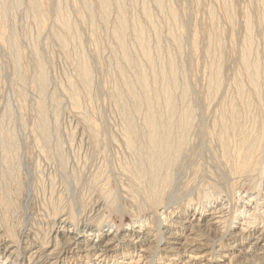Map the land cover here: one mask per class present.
Masks as SVG:
<instances>
[{
  "label": "rangeland",
  "instance_id": "obj_1",
  "mask_svg": "<svg viewBox=\"0 0 264 264\" xmlns=\"http://www.w3.org/2000/svg\"><path fill=\"white\" fill-rule=\"evenodd\" d=\"M84 1L0 0V264H264V0Z\"/></svg>",
  "mask_w": 264,
  "mask_h": 264
},
{
  "label": "bare ground",
  "instance_id": "obj_2",
  "mask_svg": "<svg viewBox=\"0 0 264 264\" xmlns=\"http://www.w3.org/2000/svg\"><path fill=\"white\" fill-rule=\"evenodd\" d=\"M84 1V0H83ZM101 4L100 5H102V12L103 13H106L107 12V10L109 9V6H111L110 5V2L108 1V0H98ZM158 1V4L161 6V4H162V0L160 1V0H157ZM156 0H155V2H157ZM43 2V1H42ZM85 3H87V5H88V0L87 1H84ZM83 2V3H84ZM117 2H119V1H117ZM123 2V1H122ZM121 2V3H122ZM39 0H32V4L37 8V9H40V5H39ZM84 3V4H85ZM125 3V2H124ZM16 4V3H15ZM19 4V3H18ZM43 4V3H42ZM89 4H90V6H91V3H90V1H89ZM112 4V3H111ZM157 4V5H158ZM86 5V6H87ZM119 5V4H118ZM125 5V4H124ZM158 5V6H159ZM117 6V5H116ZM123 6V5H122ZM44 7V6H43ZM89 7V6H88ZM87 7V8H88ZM120 7V6H119ZM162 7V6H161ZM112 8V7H111ZM149 8V7H148ZM169 9V8H168ZM61 10V9H60ZM59 10V11H60ZM166 10V9H165ZM146 11V10H145ZM160 11V10H159ZM37 12V11H36ZM147 12H149V11H147ZM165 12V11H164ZM170 13H171V11H169ZM90 13V12H89ZM172 13H173V11H172ZM65 14V13H64ZM63 14V15H64ZM92 14V13H91ZM90 14V15H91ZM107 14V13H106ZM105 14V15H106ZM110 14V13H109ZM120 14V13H119ZM39 15H40V13H39ZM60 15H62L61 13H60ZM103 15V14H102ZM101 15V16H102ZM104 15V16H105ZM59 16V15H58ZM121 16V15H120ZM124 17V16H123ZM58 18H60V17H58ZM63 19H65V18H63ZM67 19V18H66ZM71 19V18H70ZM104 19V18H103ZM108 19V18H107ZM39 20V19H38ZM120 21H121V17H120V19H119ZM124 20V19H123ZM150 20V19H149ZM175 20V19H174ZM177 20V19H176ZM40 21V20H39ZM59 21H60V19H59ZM61 21H63L62 19H61ZM69 21V20H68ZM119 21V22H120ZM152 21V20H151ZM123 22V21H122ZM122 22H120V25H121V23ZM153 22V21H152ZM57 23H58V21H57ZM151 23V22H150ZM174 23H175V21H174ZM139 24V23H138ZM61 25V24H60ZM63 25H64V23H63ZM72 26V25H71ZM65 27H66V25H65ZM119 27V26H118ZM138 27V26H137ZM136 27V28H137ZM69 28V27H68ZM118 30V29H117ZM124 30H125V23H122V26H121V29L119 30V37H123V33H125L124 32ZM127 32V31H126ZM172 33V32H171ZM115 34H117V33H115ZM127 34V33H126ZM142 34V33H141ZM128 35V34H127ZM140 35V34H139ZM115 36V38H116V35H114ZM118 36V35H117ZM171 36H172V34H171ZM171 38H173V37H171ZM175 38H177V37H175ZM178 38H180V37H178ZM250 38V37H249ZM117 39H118V37H117ZM176 40V39H175ZM179 40V39H178ZM119 41H121V40H119ZM248 41H251L250 39L248 40ZM177 42V41H176ZM147 43V42H146ZM78 44V43H77ZM121 44V43H120ZM119 44V45H120ZM179 44H180V42H179ZM146 44H144V46H145ZM176 45H178V44H176ZM122 46V45H121ZM125 46V45H124ZM124 46H122V47H124ZM147 46V45H146ZM120 47V46H119ZM147 48V47H146ZM146 48H144L143 49V52H144V56H145V58H146V60L149 62V64L153 67L154 66V62L152 61V58H151V56H150V54H149V51H148V49H146ZM123 53V52H122ZM124 55V54H123ZM245 55V54H244ZM243 55V56H244ZM83 56V55H82ZM122 56V55H121ZM142 57H143V54H142ZM245 57V56H244ZM84 58V57H83ZM144 58V57H143ZM249 58V57H248ZM158 59V58H157ZM250 59V58H249ZM83 60V59H82ZM124 60L127 62V63H132V61L130 60V58L128 57V55L126 54L125 55V57H124ZM145 60V61H146ZM172 59H170V61H171ZM248 61V60H247ZM123 62V61H122ZM173 61H171V62H169V63H171V64H173L172 63ZM125 63V62H124ZM163 63H165V62H162V64ZM80 64H81V60H80ZM84 64V63H83ZM133 64V63H132ZM148 64V63H147ZM135 65V64H134ZM133 65V66H134ZM138 65V64H137ZM167 65H169L168 63H167ZM253 65V64H252ZM85 66H88V65H85ZM129 66H132V65H129ZM136 66V65H135ZM139 66V65H138ZM173 66V65H172ZM176 66V65H175ZM174 66V67H175ZM254 66V65H253ZM257 66V65H256ZM170 67L171 66H169V69H170ZM84 68V67H83ZM87 68V67H86ZM86 68H85V75H87V74H89L88 73V71L86 70ZM137 68V67H136ZM160 68V67H159ZM133 69V68H132ZM160 70H162V69H160ZM160 70H158V73H159V71ZM217 70V69H216ZM140 71V70H139ZM141 71H143V70H141ZM155 71H156V66H155ZM169 71V70H168ZM171 72L173 71V69L172 70H170ZM176 71V70H175ZM219 71V70H218ZM250 71V70H249ZM252 71V70H251ZM121 72L123 73V71H122V69H121ZM145 72V71H144ZM162 72H163V70H162ZM219 72H221V71H219ZM80 73H81V71H80ZM152 73V72H151ZM164 74H165V72H163ZM153 74H155V73H153ZM159 74H162L161 73V71H160V73ZM174 74V73H173ZM216 74V73H215ZM218 74V73H217ZM122 75V74H121ZM138 75V74H137ZM152 75V74H151ZM156 75H157V73H156ZM156 75H154V76H156ZM83 76V75H82ZM153 76V75H152ZM161 77H163L162 75H160ZM172 76V75H171ZM90 77V76H89ZM89 77H88V79H89ZM140 78H139V82H140V84L143 86V88H147L146 87V83H147V79H146V77L144 76V75H142V76H139ZM158 77V76H157ZM40 78V77H39ZM83 78H84V76H83ZM153 78V77H152ZM159 78V77H158ZM158 78H157V80H158ZM164 78V77H163ZM258 78V77H257ZM85 79H86V77H85ZM90 79H91V77H90ZM162 79V78H161ZM170 79H172L173 80V77H170ZM176 79H177V77H176ZM219 79V78H218ZM42 80V79H41ZM164 80V79H163ZM162 80V81H163ZM86 81V80H85ZM135 81H136V79H135ZM152 81H153V79H152ZM161 81V80H160ZM161 81V82H162ZM168 81V80H167ZM166 81V82H167ZM41 82V81H40ZM42 82H43V80H42ZM83 82V81H82ZM132 82V81H131ZM134 82V81H133ZM165 82V83H166ZM172 82V81H171ZM175 82H177V81H175ZM86 83V82H85ZM89 83V82H88ZM136 83V82H135ZM150 82L148 81V83L147 84H149ZM155 83V82H154ZM41 84V83H40ZM43 84V83H42ZM45 84V83H44ZM91 84V83H90ZM177 84V83H176ZM219 84V83H218ZM155 85H157V84H155ZM161 85H164V83L163 84H161ZM172 85H174V84H172ZM252 85H254L253 83H252ZM149 87V86H148ZM173 87H175V86H173ZM218 87V86H217ZM255 87V86H254ZM159 88V87H158ZM157 88V89H158ZM128 89V88H127ZM163 89V88H162ZM256 89V88H255ZM147 90V89H146ZM171 90V89H170ZM169 89H166V91L164 92V94H165V97L164 96H162V97H164V98H166V101H164V102H166V105H167V107H168V109H169V112H170V117L168 116L167 117V120H164L163 118H158V116L156 115V113H155V111H154V108H157L158 106H159V104H158V106H156L157 104L155 103L154 105L156 106H154V105H152V101H151V103L150 102H148L151 106H152V108H153V111H147V112H149L148 113V116L146 117V125H145V128H146V130H147V137H148V143L147 144H144L143 146V150L145 151V153L146 154H148L149 156H150V163H149V165H150V167H148L149 165L146 163V165H148L147 167H148V169H146V168H144V166L142 165L141 167V172H142V174H143V176L144 177H146L145 175H148V177H150L151 178V180H155L156 178H157V176H159L158 175V172H159V170H161L160 168L162 167V166H164L165 165V161H167V158L169 159V157L171 156L170 154H172V153H174L175 155H177V153H179V155H181L180 153H181V151H180V147L182 146V145H184L185 146V144H184V142H185V139L182 137V139H180L181 141H180V147L179 146H177L176 145V148L177 147H179L178 149H175V148H173L171 145H170V143L169 142H171V141H168V138H170V137H168L169 136V134L167 133V131H169V130H167L166 131V134L168 135H162V134H164L163 132H164V128L166 127L165 126V124H166V122L168 121V119L169 118H171V117H173V105H171L170 104V102H172L171 101V99H172V96H171V91H170ZM173 90H175V89H173ZM187 90V88L184 90V92H187L186 91ZM257 90V89H256ZM127 91V90H126ZM130 91V90H129ZM163 91V90H162ZM128 92V91H127ZM149 92H151V90L149 91ZM148 92V93H149ZM154 92H155V90H154ZM154 92H153V94H154ZM148 93H147V95H148ZM157 94H158V92H156ZM174 93V92H173ZM145 95H146V93H144ZM143 94V95H144ZM149 95H150V93H149ZM156 95V94H155ZM154 95V96H155ZM72 96V95H71ZM79 96V95H78ZM121 96H122V94H121ZM140 96V95H139ZM75 97V96H74ZM74 97H73V99H74ZM124 97V96H123ZM138 97V96H137ZM142 97V96H141ZM76 98V97H75ZM145 99L147 98V97H144ZM157 98V97H156ZM156 98H154V99H156ZM187 98V97H186ZM77 99H78V97H77ZM123 99V98H122ZM152 99V98H151ZM153 99V100H154ZM162 99V98H161ZM184 99V98H183ZM164 100V99H163ZM185 100V99H184ZM77 101V100H76ZM121 101V100H120ZM146 101V100H145ZM186 101V100H185ZM174 102V101H173ZM172 104H174L175 105V103H172ZM140 105V104H139ZM149 105V106H150ZM150 106V107H151ZM142 107H143V104H142ZM75 108H76V106H75ZM147 108V107H146ZM161 108V107H160ZM159 110V109H158ZM188 110H189V108H188ZM234 110H235V108H234ZM232 111V110H231ZM158 112V111H157ZM159 113V112H158ZM157 113V114H158ZM163 114V113H162ZM174 115H177V114H174ZM164 116V115H163ZM178 116V115H177ZM129 117V116H128ZM127 117V118H128ZM129 118H131V117H129ZM128 120V119H127ZM129 120H131V119H129ZM187 120V119H186ZM186 120H185V123H186ZM129 122H131V121H129ZM132 123V122H131ZM182 123H183V121H182ZM181 123V124H182ZM188 123V122H187ZM227 123V122H226ZM232 124V123H231ZM230 124V125H231ZM128 125V124H127ZM130 125V124H129ZM144 125V124H143ZM166 125H170V123L169 122H167V124ZM184 125V124H183ZM223 125H224V122H223ZM226 125H228V124H226ZM134 126V125H133ZM185 126V125H184ZM130 127V126H129ZM136 127V130H137V126H135ZM144 127V126H143ZM133 128V127H132ZM185 128H187V127H185ZM229 128V127H228ZM232 128H233V126H232ZM130 129V128H129ZM142 129V128H141ZM166 129V128H165ZM184 129V128H183ZM225 129V128H224ZM231 129V128H230ZM128 130V129H127ZM135 130V129H134ZM134 130H130V131H128V133H127V135H125L124 134V136H127L128 137V142L131 144V147H132V144H133V139H135V137H134V134H136L135 133V131ZM140 130V129H139ZM188 130V129H187ZM171 132H172V130H170ZM178 131H179V129H178ZM226 131H227V129H226ZM139 132V131H138ZM185 132V131H184ZM183 132V133H184ZM238 132V131H237ZM140 133V132H139ZM142 133V132H141ZM45 134V133H44ZM144 134V133H143ZM146 134V133H145ZM178 134V133H177ZM176 134V135H177ZM180 134V133H179ZM47 135V134H46ZM176 135H174V136H176ZM136 137L138 136V134H136L135 135ZM167 136V137H166ZM171 136V135H170ZM134 137V138H133ZM144 137V136H143ZM249 137V136H248ZM138 138V137H137ZM145 138V137H144ZM143 138V139H144ZM178 138V137H177ZM143 139H141V141L143 140ZM147 139V138H146ZM174 139H176V138H174ZM178 139V140H179ZM145 140V139H144ZM177 140V141H178ZM126 141H127V139H126ZM145 141V142H146ZM174 141H176V140H174ZM176 141V142H177ZM243 141V140H242ZM249 142H250V139H249ZM244 143H246V142H244ZM172 144V143H171ZM174 144V143H173ZM126 145H127V142H126ZM142 145V144H141ZM244 145V144H243ZM130 146V145H129ZM127 147V146H126ZM130 147V148H131ZM142 147V146H141ZM254 147V146H253ZM182 148V147H181ZM132 149V148H131ZM255 149V148H254ZM138 150V149H137ZM243 150V149H242ZM250 150V149H249ZM131 151H133V149L131 150ZM240 151V150H239ZM138 152V151H137ZM177 152V153H176ZM136 153V152H135ZM139 154V153H138ZM174 154L172 155V156H174ZM237 154H238V152H237ZM248 154V153H247ZM250 154V153H249ZM140 155V154H139ZM170 155V156H169ZM251 155V154H250ZM142 156V155H141ZM140 156V157H141ZM144 156V155H143ZM169 156V157H168ZM177 156H175V158L174 159H172V160H176L177 158H179L180 156H178L177 158H176ZM243 157H245L244 155H243ZM136 158H137V156H136ZM144 158V157H143ZM142 158V159H143ZM248 158H249V156H248ZM140 159V158H139ZM139 159H138V161H139ZM141 160V159H140ZM148 160V159H147ZM170 160V159H169ZM171 161V160H170ZM242 161H243V158H242ZM248 161V160H247ZM246 161V162H247ZM139 162H142V161H139ZM145 162H142L141 164H144ZM167 163V162H166ZM170 163V162H169ZM169 163H168V165H169ZM146 167V166H145ZM240 167V166H239ZM244 167V166H243ZM166 169H167V167H165ZM169 168H170V166H169ZM237 168V167H236ZM245 168V167H244ZM165 170V169H164ZM162 171V170H161ZM168 171V170H167ZM165 173H167V172H165ZM168 173H169V171H168ZM168 173H167V175H168ZM142 174H140V176L142 175ZM243 174V173H242ZM161 175H163V173H161ZM166 175V174H165ZM164 175V176H165ZM169 175H170V173H169ZM168 175V176H169ZM136 176H138V175H136ZM161 177V176H160ZM132 178H134V177H132ZM136 178V177H135ZM134 178V179H135ZM133 179V180H134ZM138 179V178H137ZM161 180V179H160ZM168 180H169V178H168ZM171 180V179H170ZM135 181V180H134ZM141 181H142V179H141ZM163 181H165V180H163ZM166 181H167V179H166ZM136 182L137 181H135V185H138L139 183H137L136 184ZM144 182V181H143ZM155 182V181H154ZM153 182V183H154ZM162 181H160V182H158V183H161ZM146 183H148V182H146ZM167 183V182H166ZM170 183V182H169ZM141 184H143V183H141ZM168 184V183H167ZM157 185V184H156ZM161 185V184H160ZM159 185V186H160ZM149 186V185H148ZM151 187H150V192L152 193L151 195H150V197H149V199L148 200H151V202H153V203H157L158 201H159V198H158V196H159V194H157V192H155L154 190H155V188H152L153 186L152 185H150ZM133 187H134V185H133ZM139 187V186H138ZM141 187H143V186H141ZM147 188V187H146ZM152 188V189H151ZM157 188V187H156ZM143 189V188H142ZM141 189V190H142ZM147 189H149V187L147 188ZM159 190H161L160 191V194L161 193H163L162 191V189H160L159 188ZM148 191V193H149V190H147ZM154 191V192H153ZM143 192V191H142ZM146 194V193H145ZM150 194V193H149ZM142 195V194H141ZM165 195V194H164ZM137 197V196H136ZM144 198V197H143ZM161 198V197H160ZM164 200V199H163ZM147 203H148V201H147ZM159 203H160V201H159ZM149 204V203H148ZM158 205V204H157ZM162 205V204H161ZM150 206V205H149ZM151 207V206H150ZM148 234V233H147ZM114 238L112 237L111 239H106L105 241H106V243H105V245H106V247L107 248H110L113 244H114V240H113ZM146 238H144V240H145ZM68 242V241H67ZM80 244V243H79ZM79 251V250H78Z\"/></svg>",
  "mask_w": 264,
  "mask_h": 264
}]
</instances>
